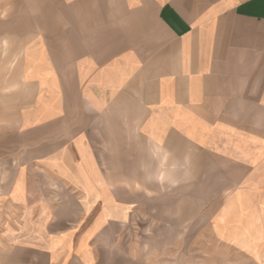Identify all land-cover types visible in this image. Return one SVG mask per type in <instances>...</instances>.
<instances>
[{"label":"crops","instance_id":"crops-1","mask_svg":"<svg viewBox=\"0 0 264 264\" xmlns=\"http://www.w3.org/2000/svg\"><path fill=\"white\" fill-rule=\"evenodd\" d=\"M180 234L264 264V0H0V264Z\"/></svg>","mask_w":264,"mask_h":264},{"label":"rangeland","instance_id":"rangeland-1","mask_svg":"<svg viewBox=\"0 0 264 264\" xmlns=\"http://www.w3.org/2000/svg\"><path fill=\"white\" fill-rule=\"evenodd\" d=\"M206 237L203 235L190 234V249L186 250L187 235H178L179 250L163 251L155 256L150 264H236L243 263L241 257L234 251L207 249Z\"/></svg>","mask_w":264,"mask_h":264}]
</instances>
